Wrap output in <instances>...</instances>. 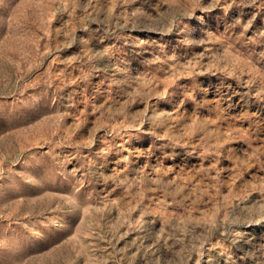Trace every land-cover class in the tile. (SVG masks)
Returning <instances> with one entry per match:
<instances>
[{"label": "rangeland", "instance_id": "obj_1", "mask_svg": "<svg viewBox=\"0 0 264 264\" xmlns=\"http://www.w3.org/2000/svg\"><path fill=\"white\" fill-rule=\"evenodd\" d=\"M0 264H264V0H0Z\"/></svg>", "mask_w": 264, "mask_h": 264}]
</instances>
